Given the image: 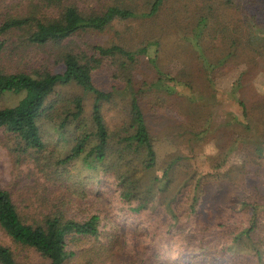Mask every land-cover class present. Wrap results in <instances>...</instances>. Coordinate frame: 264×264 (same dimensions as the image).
I'll list each match as a JSON object with an SVG mask.
<instances>
[{
    "label": "trees",
    "instance_id": "1",
    "mask_svg": "<svg viewBox=\"0 0 264 264\" xmlns=\"http://www.w3.org/2000/svg\"><path fill=\"white\" fill-rule=\"evenodd\" d=\"M27 1L25 9L0 18V96L23 94L16 104L0 107V131L11 143L15 162L33 165L25 174L36 181L27 184L33 198L24 193L14 198L11 190L0 187V232L6 239L0 241V264H20L25 250L36 251L48 264H68L82 254L85 243L120 236V230L102 223L98 213L76 218L78 208L69 194L80 186L77 194L85 200L92 187L70 183L65 171L69 166L88 173L87 180H97L94 195L108 186L113 213L123 217L119 224L136 234L144 252L137 253L129 232H122L128 241L123 264H264V184H253L243 197L203 208L207 183H216L218 189L221 181L233 185L264 176V93L249 103L242 96L250 75L259 68L264 72L260 21L264 0H248L241 8L247 15L254 6L247 33L246 23L235 25L234 37L221 28L229 38L218 48L222 52L216 56L221 57L214 62L203 45L219 28L212 34L208 18L199 10L191 12L192 0H105L86 8L77 0ZM168 1L174 8L171 22L183 12L182 23L195 24L185 34L200 67L210 70L232 61L237 69L227 92L240 107V115L226 119L231 133L225 135V145L207 170L200 168L203 156L193 148L212 122V112H206L200 98L192 97L202 88L194 87L188 74L180 79L162 73L157 52H150L158 40L148 37L147 31H152L151 23H156ZM198 1L216 23L221 22L219 9L218 15L226 9L223 16L233 18L231 0H218L217 8L214 0ZM117 22L125 23V28L136 22L144 30L136 49L117 41L81 39L84 33L100 32ZM143 57L151 74L139 81L135 75ZM197 84L214 86L208 75ZM177 86H188L191 95L178 93ZM160 97L180 103L187 125L157 130L149 125L151 102L159 107L167 104ZM198 123L199 130L194 128ZM158 137L172 145L160 161ZM51 177L60 184L55 190L46 186Z\"/></svg>",
    "mask_w": 264,
    "mask_h": 264
},
{
    "label": "rangeland",
    "instance_id": "2",
    "mask_svg": "<svg viewBox=\"0 0 264 264\" xmlns=\"http://www.w3.org/2000/svg\"><path fill=\"white\" fill-rule=\"evenodd\" d=\"M32 1L34 2L36 0ZM77 1L80 6L86 8L91 7L90 4L99 5L105 0H98L97 3H91L90 0ZM217 1L218 0H214L213 8H217ZM246 1L248 0H231V3L229 2L228 6L232 7L229 9V12L233 14V18L231 19H229V15L226 17L223 16L222 13L224 11L227 12L226 9H223L220 15H218V12L221 9L217 10L216 14L221 22L216 23L215 20L212 21V14L209 10L200 9V2L198 0H192V3H195V7H193L191 12H195L197 14L199 10L200 13L204 14L208 18V29L210 31L212 30V34L219 28L215 36L210 38L209 43H205V45H203L204 49L209 52V57L212 62L221 57L216 56L219 52H222L218 48L224 46L229 36L234 37L236 35L237 32L235 29L238 28L235 26L236 24L241 25L246 23L247 27L244 28L245 32H248L250 28L249 17L250 14H254L255 11H253V6V8H249L247 10V15L241 13V8L248 5L246 4ZM28 3L29 2L27 0H0V18H3L6 15H11L14 9H25ZM173 9V3L171 1L165 2L161 11L158 13V16L155 18L156 23H151V26H154L152 31H147V36L153 38V40H158V45L156 47L150 46V52L154 50L157 52V67L162 71V73L170 74L171 76L180 79H185L186 74H188L191 76L192 84H195L194 87L200 85L202 88L200 91L201 94L192 95V97L200 98V102L206 106V112H212V115H209L212 122L205 137H203L197 145L192 147L199 150L198 154L203 156L200 159V168L202 170H207L209 162L214 158L218 150L225 145V135L228 131L231 133L230 128L225 125L226 119L231 117L232 114L240 115V107L235 103L234 97L227 92L230 89L229 82L233 78L237 69L232 61L226 67L217 66L210 70H205L200 67L198 65V58L196 57L197 54L192 53L189 47V45H191L189 36L185 34V32L189 33L195 24H188L186 22L182 23L180 17L183 15V12H179L177 15L180 21L176 19L174 22H171L170 18H172L174 12ZM262 13L264 14V9H262ZM258 18L260 20V17ZM260 21L264 25V19H261ZM125 26V23L117 22L116 24H111L103 31L84 33L81 35V39L87 42H100L108 44L117 41L124 46L136 49L137 44L144 40V30L141 29L140 25L136 22H133V24H131L128 28H125ZM221 28H227L229 36L225 34V31L222 32ZM263 28L264 26L261 29ZM177 30L179 31V34L176 33ZM204 33L206 34L207 30H205ZM208 44H210L211 47H216V49L210 50L209 47L207 48ZM143 60L145 62H143V64L139 67V70L135 75L139 81L142 78H150L151 74V67L148 65L146 57H143L142 61ZM206 75L213 80V87L211 86L207 88L203 87L202 84H197L200 82V79L202 80V77ZM200 87H198V89ZM176 89L178 93L187 94L188 96L191 95L190 88L188 86H177ZM262 93H264V72L261 68H259L250 75L248 84L246 85L245 90L242 91V96L245 97L243 100L249 103L251 100L256 98L258 94ZM22 96L23 94L6 93L0 96V107L14 105ZM163 98L166 100L167 95H164ZM163 98L160 97L159 99L164 100ZM89 101L90 100H87V102ZM165 102L167 104H164V107H159V105L151 102L147 109V120L149 125L156 128V130L157 128H163L165 126L178 127L180 124L187 125L185 117H183L186 112L180 108V103L176 102L175 105L173 103H168L167 101ZM225 113L226 116H224ZM187 119L192 121L194 120L191 116H188ZM194 125V128L197 130L202 128L201 123ZM3 137L4 136L0 131V187L11 190L14 194V198H16L19 193H24L28 198L32 197V195L28 193L27 184H31L36 181V177L30 176L27 178L25 171H27L28 168L32 169L33 165L30 163L21 164L15 162L16 154L11 151V143L4 141ZM186 144L187 143L185 142L183 145L187 146ZM156 149L158 160L160 161L172 150V145L167 142V140L164 141L163 138L158 137L156 140ZM69 167L70 168H67L65 171H67L66 174L70 177V183L76 181L77 184L79 183L82 187H86L88 185L92 187L89 189L91 194L88 195L85 200L80 198L77 194V192L81 189L80 186V189L76 193L72 190V193L69 194V198L74 200L75 206L78 208L75 212V216H77L76 218L83 219V217L90 212L98 213L102 217V223L106 224L108 227L115 226L120 230V236L112 241L103 240L98 243H85L83 245L84 250L82 254L79 257H74L68 264H123L124 256H126L124 248L127 246L126 242L128 241L126 240L125 242V235L122 232H129L128 238L133 243V248L137 251V253H143L144 251L142 248L138 246L137 236L133 230L125 231L124 226L119 224L123 217H115L110 199L108 197V186H103L102 190L104 193L94 195L95 189L98 185L97 180L90 179L89 181L85 178V176H88V173L84 174L78 172L76 169L77 167ZM53 178L54 177H51L52 181L47 183L46 186L54 188L55 190L60 184L59 181L55 182ZM261 178H264V176H261ZM261 178L252 181L250 180L246 183L238 182L233 185H230L225 181H221L218 189L216 183H207L204 192L205 200L203 208H208V203L211 205L218 202H224L227 199H231L236 196L243 197V195L250 193V190L253 189V184H260V187L264 184ZM38 180L44 181V178L40 177ZM128 224H131L130 220L128 221ZM106 235L107 233L104 234V236ZM5 240L6 239H4L0 232V241L4 242ZM18 260L20 264L49 263L48 260L44 259L34 250H25L22 252V255L18 258Z\"/></svg>",
    "mask_w": 264,
    "mask_h": 264
}]
</instances>
